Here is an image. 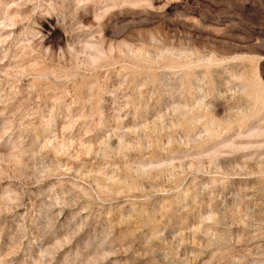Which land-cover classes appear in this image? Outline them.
Segmentation results:
<instances>
[{
    "label": "rangeland",
    "instance_id": "rangeland-1",
    "mask_svg": "<svg viewBox=\"0 0 264 264\" xmlns=\"http://www.w3.org/2000/svg\"><path fill=\"white\" fill-rule=\"evenodd\" d=\"M0 264H264V0H0Z\"/></svg>",
    "mask_w": 264,
    "mask_h": 264
}]
</instances>
